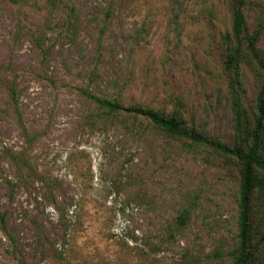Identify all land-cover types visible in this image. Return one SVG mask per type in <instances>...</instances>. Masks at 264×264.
<instances>
[{
  "label": "rangeland",
  "instance_id": "1",
  "mask_svg": "<svg viewBox=\"0 0 264 264\" xmlns=\"http://www.w3.org/2000/svg\"><path fill=\"white\" fill-rule=\"evenodd\" d=\"M245 16L251 35L262 22L264 64V4L251 0ZM231 27L226 0H0V264L232 262L235 159L112 116L80 92L179 112L230 146ZM244 53L250 127L264 70ZM252 208L258 239L264 191Z\"/></svg>",
  "mask_w": 264,
  "mask_h": 264
},
{
  "label": "trees",
  "instance_id": "2",
  "mask_svg": "<svg viewBox=\"0 0 264 264\" xmlns=\"http://www.w3.org/2000/svg\"><path fill=\"white\" fill-rule=\"evenodd\" d=\"M20 0H12L18 3ZM231 16V32L226 34L223 67L224 72L230 75L229 87L231 90V106L234 115L235 135L234 142L230 146L221 144L192 127H188L183 116L179 112L164 114L160 111L142 108L140 106L124 107L117 101L101 100L92 96L86 90H80L86 98L92 101L98 108L112 116L126 115L133 118L142 117L158 131L169 138L185 139L191 143L207 146L208 148L232 157L237 162L238 170V202H237V245L232 255L230 264H264V252L261 244L264 242V213L260 228L256 236V228L252 223V199L254 191H264V155L260 152V143L264 134V78L261 89L256 97V115L253 118V126H247L245 111L242 108L238 89L241 84V66L245 57L246 46L249 55L256 64L264 70V64L260 61L255 46L258 34L263 27L259 22V28L254 34L248 33L245 11L251 0H226ZM264 4V0H254ZM6 68L0 66V70ZM14 87L11 94L14 95ZM181 224L186 220V215L179 216Z\"/></svg>",
  "mask_w": 264,
  "mask_h": 264
}]
</instances>
